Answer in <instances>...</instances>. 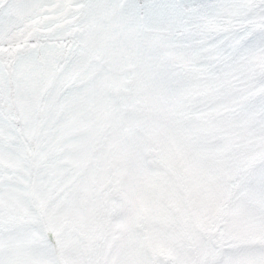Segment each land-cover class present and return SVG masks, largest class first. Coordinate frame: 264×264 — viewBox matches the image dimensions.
I'll use <instances>...</instances> for the list:
<instances>
[{"label": "snow or ice", "instance_id": "snow-or-ice-1", "mask_svg": "<svg viewBox=\"0 0 264 264\" xmlns=\"http://www.w3.org/2000/svg\"><path fill=\"white\" fill-rule=\"evenodd\" d=\"M0 264H264V0H0Z\"/></svg>", "mask_w": 264, "mask_h": 264}]
</instances>
